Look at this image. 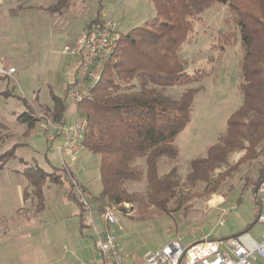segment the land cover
Instances as JSON below:
<instances>
[{"label":"rangeland","instance_id":"1","mask_svg":"<svg viewBox=\"0 0 264 264\" xmlns=\"http://www.w3.org/2000/svg\"><path fill=\"white\" fill-rule=\"evenodd\" d=\"M13 1L18 4L0 11L3 21L9 22L4 32L9 41L17 40L24 45L9 60H0L6 68L16 71L11 78L0 77V154L15 146V158L0 171V264H88L94 254L95 231L88 226L84 232L80 227V212L66 198V191L78 200L80 197L59 170L64 167L55 150L60 139L52 144L47 142L41 125L45 129L60 125L51 114V94L66 95L73 70V61L63 53L64 47L72 44L98 15L99 19H103V15L110 17L119 32L125 34L154 19V6L150 0H69L65 7L58 4L59 0ZM15 13L17 16H12ZM232 19L233 15L221 4L212 5L200 15L178 55L187 74L200 73L203 78L196 83L167 88L164 92L177 99L185 90H195L190 121L174 141L178 150L176 159L163 158L158 162V176L174 168L179 179L165 213L147 200L144 159L133 164L142 171V179L125 184L130 193L138 194V200L122 206L107 204L100 211L92 201L101 192L100 155L80 149L75 162L67 159L72 179L92 212L93 226L115 239L123 264H143L146 253L155 252L173 241L180 240L188 246L204 235H220L230 231L229 227L233 230L234 217L249 208L253 183L258 171L264 168L263 154L235 167L244 154L235 153L228 157L227 165L210 173L207 183H186L190 162L206 156L208 148L224 133L229 116L242 103L238 89L242 54L239 38L231 46L218 41L221 34L236 32ZM72 112L68 110L65 116ZM24 113L37 119L28 131L19 118ZM30 166L50 174L49 180L42 185L40 209L38 198L32 196L33 188L21 174ZM22 184L24 205H20L18 194ZM214 196L223 197L231 206L238 205V210L233 214L210 211L209 220L204 221L205 203ZM80 204L84 223L88 216L84 205ZM106 209L117 217V224L103 222L100 215ZM23 218L24 236L3 234L1 225L17 224V219ZM223 218L228 220L226 224L222 223ZM263 231L258 223L249 230V236L257 239Z\"/></svg>","mask_w":264,"mask_h":264},{"label":"trees","instance_id":"2","mask_svg":"<svg viewBox=\"0 0 264 264\" xmlns=\"http://www.w3.org/2000/svg\"><path fill=\"white\" fill-rule=\"evenodd\" d=\"M150 1L155 18L125 34L120 33L111 51L99 59V80L88 88L81 102L72 108L66 95L51 94L54 120L60 122L68 110L79 113L86 121L82 147L100 155L101 192L92 198L99 211L107 204L122 206L138 200V194L130 193L125 184L142 179V171L133 164L144 159L147 200L159 212H166V204L174 196L179 179L174 168L158 176V162L163 158L176 159L178 150L174 141L190 121L195 90L187 89L177 99L164 92L203 78L200 73L187 74L178 53L194 23L214 4L224 5L233 15L236 32L221 34L218 41L231 46L239 38L242 54L238 89L242 103L229 116L224 133L208 148L206 156L190 162L186 183H207L210 173L227 165L228 157L235 153H244L235 167L258 159L259 154L264 156V0ZM58 4L65 7L69 0H59ZM99 18L98 15L91 20L86 30L101 22ZM19 118L27 131L37 122L28 113ZM14 149L15 146L0 154V171L15 158ZM59 170L73 189L77 184L68 167ZM21 174L33 188L37 206L42 208V185L50 174L37 166L24 168ZM263 180L264 168L258 171L253 194ZM66 198L80 212L83 228L79 200L67 191ZM243 234H235L233 238Z\"/></svg>","mask_w":264,"mask_h":264},{"label":"built area","instance_id":"3","mask_svg":"<svg viewBox=\"0 0 264 264\" xmlns=\"http://www.w3.org/2000/svg\"><path fill=\"white\" fill-rule=\"evenodd\" d=\"M119 37L117 25L110 17H106L64 47L63 53L73 61L71 77L66 85L67 99L72 106L81 102L88 88L99 80L98 61L111 51ZM15 72L14 68H6L0 61V77L11 78ZM59 124L58 128L51 126L48 129L41 125L42 132L50 144L60 139L55 150L61 164L68 167L67 159L70 163L75 162L79 150L83 149L86 121L77 112H72L68 117L64 115ZM74 189L86 209L87 225L95 230L92 212L83 193L77 185ZM255 200L260 205L258 221L264 228V180L256 189ZM100 217L105 224H117V217L109 209ZM255 258L264 260V232L259 243L243 237L230 238L225 242L202 240L188 246L180 240L173 241L155 252L146 253L143 264H254ZM88 264H123V256L110 234L95 233L94 254Z\"/></svg>","mask_w":264,"mask_h":264},{"label":"crops","instance_id":"4","mask_svg":"<svg viewBox=\"0 0 264 264\" xmlns=\"http://www.w3.org/2000/svg\"><path fill=\"white\" fill-rule=\"evenodd\" d=\"M15 6L18 4L17 1H13V0H0V11H6L8 8L7 6ZM16 14V13H15ZM12 15L14 17L17 16L16 15ZM105 16L103 15V18ZM3 16L0 14V60L5 59V60H9L11 57V55H13V53L18 50L19 47L23 46L24 44L19 43L17 40L14 42L13 41H9L7 35L5 34L6 32H4V29H6L8 27L9 22L7 21H3ZM11 67V66H10ZM16 74V72H15ZM23 183V182H21ZM18 194L20 196V205H24V185L22 184V188L20 189V191H18ZM238 210V205H229L225 202V200L223 199V197L220 196H214L212 199H209L206 203H205V207H204V212L202 213V215H206V217L204 218V221H208L209 217L207 216V214L209 215L210 211H215L218 212L219 214H233L234 211ZM259 210H260V205L258 204V202H256L255 200V194H253V196L250 199L249 202V208L247 209V212H239L237 214V216L234 217L236 223H233V226L235 227V229H230V231L220 234V235H204L202 238H200L202 240H213V241H219V242H225L226 240L233 238V236L235 234L241 233L243 232L244 234L240 237H243L247 240H252L256 243H259L261 240V236L262 234L257 238L254 239L252 237L249 236V230L253 228L254 225L258 224V214H259ZM20 211H18L19 213ZM14 215V214H13ZM249 219V221L247 222L246 220ZM25 219L23 218L21 221H19V219H17V224H15L14 222H12L9 226H3L1 225V229L5 232H3L4 235L9 236L10 234H23L22 236L25 235V230H26V226H25ZM227 219L223 218L222 219V223H227ZM259 225H261L259 223ZM88 227L87 222L83 223V231H86V228ZM264 229V228H263ZM95 233L99 232L96 228H95ZM264 232V231H263ZM94 243V241H93ZM94 246V244H93ZM94 248V247H93ZM93 256V255H92ZM144 257V256H143ZM254 264H264V260L260 259V258H255L254 260Z\"/></svg>","mask_w":264,"mask_h":264}]
</instances>
